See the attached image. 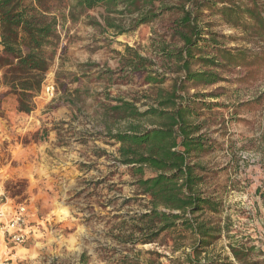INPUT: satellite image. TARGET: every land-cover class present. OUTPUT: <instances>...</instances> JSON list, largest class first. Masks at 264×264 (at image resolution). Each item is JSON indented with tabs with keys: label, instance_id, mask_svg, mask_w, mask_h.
<instances>
[{
	"label": "trees",
	"instance_id": "trees-1",
	"mask_svg": "<svg viewBox=\"0 0 264 264\" xmlns=\"http://www.w3.org/2000/svg\"><path fill=\"white\" fill-rule=\"evenodd\" d=\"M166 14L173 17L169 41L156 43L153 51L164 70L127 46L124 53L114 51L116 70L97 71L124 73L126 83L143 77L157 88L145 110L135 99L114 98L104 106L108 117L128 122L125 130L108 128L107 136L117 145L114 160L132 177L133 195L125 201L137 208L116 216L110 244L97 253L107 264H264L255 239L233 233L230 222L218 217L223 201L207 187V166L198 160L211 144L203 132L206 120L200 122L197 111L218 105L198 99L208 94L188 92L226 80L225 73L237 72L248 83L263 75L264 0H0L3 95H13L21 113L36 109L60 48V29L68 24L83 23L116 37ZM207 14L219 15L239 33L214 32L210 21L202 23ZM229 41L244 44L229 46ZM77 80L61 67L56 72L57 89ZM223 238L227 243L219 245ZM146 245L154 249H143ZM81 262L88 263L86 254Z\"/></svg>",
	"mask_w": 264,
	"mask_h": 264
},
{
	"label": "rangeland",
	"instance_id": "rangeland-1",
	"mask_svg": "<svg viewBox=\"0 0 264 264\" xmlns=\"http://www.w3.org/2000/svg\"><path fill=\"white\" fill-rule=\"evenodd\" d=\"M172 19L166 14L116 37L83 23L61 28L54 65L29 114L19 112L15 97L4 96L0 85V203L25 205L35 228L34 236L17 250L24 264H83V254L87 264H107L97 249L110 244L116 216L137 207L125 201L133 195L132 177L114 160L117 145L107 136L108 128L125 130L128 122L108 117L104 106L114 104V98L135 99L145 110L154 103L157 88L143 77L126 83L127 75L119 71L98 72L116 70L119 56L114 51L124 53L127 46L154 58L164 70L153 51L156 43L169 41ZM205 21L216 33H239L217 14H207ZM60 67L79 80L57 89ZM223 76L226 80L215 85L188 89L190 94H208L198 99L218 105L197 110L198 120H206L203 132L211 144L210 152L198 160L207 166V187L223 201L219 219L230 222L233 233L255 239L264 251V72L249 83L241 82L237 72ZM75 89L80 93L74 96ZM226 243L223 238L219 245Z\"/></svg>",
	"mask_w": 264,
	"mask_h": 264
},
{
	"label": "built area",
	"instance_id": "built-area-1",
	"mask_svg": "<svg viewBox=\"0 0 264 264\" xmlns=\"http://www.w3.org/2000/svg\"><path fill=\"white\" fill-rule=\"evenodd\" d=\"M48 88L54 89V86ZM34 234L25 205L0 203V264H24L13 246L26 243Z\"/></svg>",
	"mask_w": 264,
	"mask_h": 264
},
{
	"label": "crops",
	"instance_id": "crops-1",
	"mask_svg": "<svg viewBox=\"0 0 264 264\" xmlns=\"http://www.w3.org/2000/svg\"><path fill=\"white\" fill-rule=\"evenodd\" d=\"M14 247V249L16 250V252H17V250H18V248L19 247H22L23 248V244H20V245H15V246H13Z\"/></svg>",
	"mask_w": 264,
	"mask_h": 264
}]
</instances>
